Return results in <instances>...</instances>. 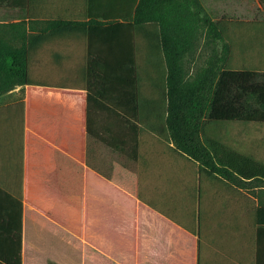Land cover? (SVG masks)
<instances>
[{
  "label": "crops",
  "instance_id": "crops-1",
  "mask_svg": "<svg viewBox=\"0 0 264 264\" xmlns=\"http://www.w3.org/2000/svg\"><path fill=\"white\" fill-rule=\"evenodd\" d=\"M129 1L0 0V50L25 38L30 67L38 72L0 102V258L18 254L22 230V264H44L55 256L54 243L80 250L83 264H264L259 186L238 187L203 170L169 136V65L159 23L137 28V65L146 73L139 121L86 89L91 51L101 55L102 65H118L114 33L93 16H116L117 4L122 16ZM194 29V49H187L182 63L188 77L209 66L212 57L206 29ZM202 37L210 54L191 73ZM148 67L158 74L154 80L152 73L155 94L147 92ZM106 90L113 93L114 83L108 81ZM224 124L205 127L224 138ZM143 132L156 137L158 154L170 167L193 163L190 223L174 219L170 206L141 197ZM207 182L217 189L205 187ZM223 195L235 198L238 208L228 234Z\"/></svg>",
  "mask_w": 264,
  "mask_h": 264
},
{
  "label": "trees",
  "instance_id": "trees-1",
  "mask_svg": "<svg viewBox=\"0 0 264 264\" xmlns=\"http://www.w3.org/2000/svg\"><path fill=\"white\" fill-rule=\"evenodd\" d=\"M120 6L117 4L114 17H106L104 12L102 16H93V19L102 17L114 33L118 65L112 68L102 65L99 63L101 55L91 51L86 68V89L139 121V94L143 85L137 65V28L144 23H159L169 65L166 122L175 148L197 161L203 170L232 185L249 188L253 182H264L263 160L205 127L206 123L235 120L264 122V71L229 64L231 41L201 0H131L129 10L122 16H119ZM199 27L206 29L212 42L221 41L222 49L213 51L209 66L194 77H188L182 65L183 57L187 49H194V28ZM20 40L13 49L5 46L8 49L0 50V98L18 85L31 83V50L25 38ZM108 81L114 83V92L110 94L106 90ZM258 218L264 221L262 206ZM19 246L15 257L0 259L6 264H22V230Z\"/></svg>",
  "mask_w": 264,
  "mask_h": 264
},
{
  "label": "rangeland",
  "instance_id": "rangeland-1",
  "mask_svg": "<svg viewBox=\"0 0 264 264\" xmlns=\"http://www.w3.org/2000/svg\"><path fill=\"white\" fill-rule=\"evenodd\" d=\"M202 2L208 9L211 17L223 27L224 33H226V36L231 41L232 52L229 64L234 67H245L264 71V0H202ZM203 39L202 37L198 50L191 60L189 66V72L191 73H195L210 54L207 52L210 48L207 47V44H205L206 41H203ZM212 43V54L213 51L220 52L222 44L219 41ZM140 48V45H138V52H140ZM44 68L41 67V69ZM153 72L155 80L158 74L153 68L148 67L147 92L149 94H152L150 91H153V94H155L152 87ZM37 73L35 67L31 66L30 79L32 81L37 79ZM145 74V71L142 72L141 68V76L143 77L144 75L145 78ZM9 97L11 96L4 95L0 99H9ZM222 133L224 138L231 144L252 153L264 161V122L228 121L223 125ZM159 146L160 144L156 137H152V135L143 132L140 171L144 181L143 190L145 192H141V197L150 199L155 204L170 206L169 214L174 219L188 224L192 220V212L194 209L193 192L195 179L193 176V163L189 162L184 164L181 168H172L158 154ZM135 149L137 150V145ZM149 169L153 172L149 171ZM148 172H150L149 179L147 178L149 175ZM258 183L260 184L261 203H263L264 182H253V186L255 187ZM204 185L212 190L217 189L214 187L216 185H212L209 182ZM250 186L249 184V189L251 188ZM202 187L204 186L202 185ZM203 190L204 188L202 189V202L204 203ZM225 197L229 201L227 200L224 204L222 219L227 221L226 229L228 234L233 229L229 221L238 217V208L237 202L234 200L235 198L229 199V197L223 195V198ZM52 245L55 246L53 251L55 256L51 259H44V264H83L84 259L80 250L77 252L69 246L63 249L62 245L61 248L59 244L55 243ZM59 247L61 248L60 250H58Z\"/></svg>",
  "mask_w": 264,
  "mask_h": 264
}]
</instances>
